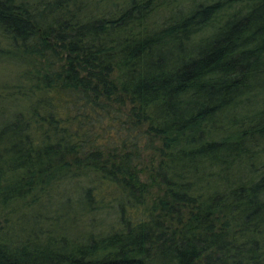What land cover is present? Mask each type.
<instances>
[{"label":"trees","instance_id":"1","mask_svg":"<svg viewBox=\"0 0 264 264\" xmlns=\"http://www.w3.org/2000/svg\"><path fill=\"white\" fill-rule=\"evenodd\" d=\"M87 1L0 0V264H264V0Z\"/></svg>","mask_w":264,"mask_h":264},{"label":"rangeland","instance_id":"2","mask_svg":"<svg viewBox=\"0 0 264 264\" xmlns=\"http://www.w3.org/2000/svg\"><path fill=\"white\" fill-rule=\"evenodd\" d=\"M32 1V0H30ZM116 1H121V0H116ZM92 2H94V0H88L87 3H89L90 6H94L95 3L92 5ZM100 7V6H99ZM101 9H108L109 5L107 4H103V6L100 7ZM15 70L13 67H4L0 69V86L1 83H9L14 79V75H15Z\"/></svg>","mask_w":264,"mask_h":264}]
</instances>
